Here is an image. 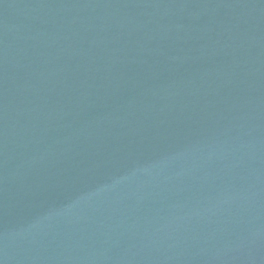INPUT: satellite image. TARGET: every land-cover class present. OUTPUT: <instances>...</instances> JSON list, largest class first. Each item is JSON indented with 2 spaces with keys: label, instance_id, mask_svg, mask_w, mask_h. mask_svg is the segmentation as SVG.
Here are the masks:
<instances>
[{
  "label": "water",
  "instance_id": "1",
  "mask_svg": "<svg viewBox=\"0 0 264 264\" xmlns=\"http://www.w3.org/2000/svg\"><path fill=\"white\" fill-rule=\"evenodd\" d=\"M0 264H264V0H0Z\"/></svg>",
  "mask_w": 264,
  "mask_h": 264
}]
</instances>
